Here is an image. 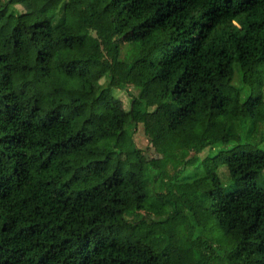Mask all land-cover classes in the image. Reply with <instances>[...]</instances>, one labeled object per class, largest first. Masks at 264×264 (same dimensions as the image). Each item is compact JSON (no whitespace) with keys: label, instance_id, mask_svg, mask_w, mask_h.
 I'll return each mask as SVG.
<instances>
[{"label":"trees","instance_id":"1","mask_svg":"<svg viewBox=\"0 0 264 264\" xmlns=\"http://www.w3.org/2000/svg\"><path fill=\"white\" fill-rule=\"evenodd\" d=\"M263 87L264 0H0V264H264Z\"/></svg>","mask_w":264,"mask_h":264},{"label":"rangeland","instance_id":"2","mask_svg":"<svg viewBox=\"0 0 264 264\" xmlns=\"http://www.w3.org/2000/svg\"><path fill=\"white\" fill-rule=\"evenodd\" d=\"M133 35L129 31H124L121 35V40H122V55H126L127 51L132 47L133 44ZM236 82V79H235ZM263 92H264V87H263ZM117 96L122 100V102L126 105L127 104V96L123 92H117ZM251 128V123L247 122L242 128L240 127L238 129L240 133V139L244 141H253V142H259V138L264 134V122L260 123L257 125L256 132L254 134H250L249 130ZM133 141L137 148H139L142 151L143 156L145 157L146 160L152 161L161 158V155L156 153L155 148H154V143L152 140L144 134L143 129L141 126H138L136 131H134L132 135ZM205 146V145H204ZM228 147V146H227ZM226 147L222 146L219 143L213 144L212 146H206L204 147L199 153H198V163L194 166H191L190 168L186 169L185 171L182 172L180 175V179H183V177H189L191 176L192 173H194L196 170L194 168H197L200 165V162L202 159L206 157H210V163H214L215 159L214 156L219 152V150L224 149ZM239 149H244L247 151H255V152H264V137L259 143H256L255 146L252 147H239ZM192 154V152H191ZM167 171L169 173H172V166L170 163L167 164ZM217 174L221 178L224 184V189L225 191H230L231 187L228 184L229 183V175L227 172V169L225 166H219L217 168ZM257 183L264 187V170L258 175L257 178ZM151 189H152V201L158 202L159 199L157 195H155L156 192L160 191L163 189V186H160L159 181L152 182L151 183ZM212 227L214 226V223L211 222ZM215 227V226H214ZM189 259L191 257L189 256Z\"/></svg>","mask_w":264,"mask_h":264}]
</instances>
